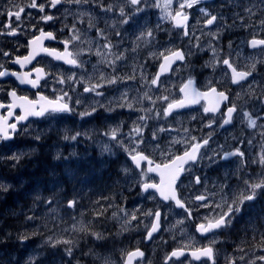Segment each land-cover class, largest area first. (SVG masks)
Masks as SVG:
<instances>
[{"label":"flooded vegetation","instance_id":"1","mask_svg":"<svg viewBox=\"0 0 264 264\" xmlns=\"http://www.w3.org/2000/svg\"><path fill=\"white\" fill-rule=\"evenodd\" d=\"M29 2L30 0H15L16 4L23 6H26ZM38 2L44 3L45 0H38ZM103 2L109 4L113 3L114 0H103ZM250 2H256V0H204L203 4L187 10L190 14V20L188 22L189 29L192 27L196 28L195 37H200V40L203 39V43L199 40L203 50L191 47V44H189L190 37H185L184 41H178V38L172 37L171 33L173 31L168 30L172 27L171 22L167 20L163 21L162 18L156 17L155 13L159 10L157 7L152 6L155 3V0H147V7L142 3L140 7H143L144 10L134 15L132 14L133 8L131 6L126 7V13L131 16L129 23L125 25L117 24V27L120 28L118 30L121 32L122 39L121 37H116L114 35L113 29L105 32V34L109 36L113 44L119 42V47L114 48L113 51L123 52L125 49L129 50L131 60L117 61L116 72H113L112 67L108 66L105 62H102L104 58L101 59L100 63L103 64L102 66L104 69L110 67V75H132L133 68L135 67L136 79L128 80L116 85L105 86L106 90L109 91L110 89V100H102L98 102L93 101L91 104L87 101H81V104L79 105H73L71 103L77 113L82 111L83 106L84 110H90V105L96 106L97 113L91 117L81 118L79 115H69L70 117H68L67 114L64 115L63 118L57 117L54 120L30 117L29 121L26 122L30 126L29 131L32 134H35L38 129H42L45 133L42 136L43 141H36L34 139L30 141V136H26L23 133L15 136L12 140L0 141V154L7 156L13 153H26L27 155L21 160V163H24L25 165H29V160L26 158L35 156L43 157L45 162H48V160L50 162L53 159L56 163V167L54 169V166H51L49 170L52 171L54 169L51 176L43 179L44 186L46 185V187L55 188L50 191V194L56 193V190H58L60 194L63 193V195L66 196V193L72 186L78 185V180L83 172V175H85L90 171L97 169L99 171L107 172L110 175V180L105 183L107 186V194L111 191L110 197L105 198L106 195L98 197L94 194L89 196V200L95 199V201H99L97 204L107 203L110 205L109 210L106 213L99 218H96L97 221L95 224L99 223V219L106 220L108 224L105 225V223H102L103 225L100 228H105V226H107L111 235H106L108 237L106 241L98 242L93 241L90 236H85L84 233L75 231V237L81 236V239L79 240L80 243H77L79 248L83 247L86 241L91 240L94 242V245H86V247L93 248L95 251L109 256L115 261V264H122V252L131 251L138 247L145 253L144 264H164V251H167L168 254H170L173 249L180 248L184 245H191L195 248L204 247L208 244V238L201 236V234L196 231V225L202 222L204 216L212 214L210 213V209L201 208L199 211L194 212L193 219H187V214L182 209L177 208L171 201L164 202L154 190L150 189L148 192L141 191L140 170L135 169V166L132 164L127 154L115 143L116 141H112V144L118 148V151L110 155L104 149L105 147H110V141L107 140L109 137L105 136L103 133L108 131L109 128L116 127L118 124L122 127L118 132L119 140L123 141L125 146L127 144V147L129 148L134 146L132 141L135 134H130L131 129L134 126L133 122H135L134 117H136L137 114L138 118L140 113H144V111H141L140 113L137 111L134 112V108L141 107V109H143L144 107H148L152 109L149 116L153 118L148 120L147 127L143 130V136L148 145L146 154L151 155L157 163L162 159L159 152L161 150H167L170 146L173 154L179 155L182 153L183 146L181 144L172 145L171 142L174 139L184 140L188 138V134L183 131L184 128L189 129L190 134L198 138H205L209 133L212 134L209 148L202 149V152L206 151L208 156L213 155L212 150L221 152L222 154L221 148L219 147L221 145H223V151H231L235 147H240L241 150L245 152V159L248 161V164L240 171H237L238 167H240V158L238 157H232L228 161L221 160L219 157H214V160L216 161L215 163L205 158L193 166L192 172L186 173L181 178L182 183L180 184V195L186 201L190 200L194 195L205 192L206 186L208 193H216L215 196H210L209 202L212 204L219 203L222 194L220 191V185L227 183L229 188H226L224 192L230 195L232 192H236L243 187L242 179H247L249 176L252 179H256L258 174L261 171H264V169H261L257 164L251 163L252 159H258V156L262 151V146H264V137H261L260 135L261 129H250L247 127L246 121L242 122L243 110H248L254 115H264V112L261 111L264 106L255 101L245 104L244 100L248 99L246 95L244 96V100H235L238 92H241L243 95V91L247 88V82H243L244 90L241 89L240 85L231 84L230 72L229 77L224 76L225 66L221 65L217 67L215 71H213L211 67H204L205 63L212 58V53L208 50L209 44L217 45L218 50L222 49L220 55L221 58H225L228 56V44L231 41L233 45L232 58L236 61L237 67L241 69L246 63H248L247 58L258 52L259 49L253 50L248 47L246 43L243 44V41L241 40L243 38L242 35L247 34L248 29L244 28L240 30L242 27L239 26L225 31L219 42L212 40L208 35H202V32L207 33L209 31H215L216 28L215 26L204 28L201 14L198 11V8L201 6L208 7L213 13H220L222 11L225 17L229 18L228 22L231 23V17L234 13L241 12V8L237 5L249 4ZM7 6L8 0H0V12H3ZM65 8L70 9L73 14L77 15L80 11L91 12L95 17L94 23L101 29L110 28L109 25L112 24L113 20L120 19L118 12L102 13L95 4H85L82 6L64 5L58 6L59 10L46 8L47 14H52L59 18L46 24L40 20V16L45 13H39L37 9L25 7V13L22 14V21L15 22L14 18L12 21L13 27H16L17 23L20 24L22 34L17 37L0 36V49L12 53L13 59L16 55L25 56L29 52L27 41L30 40L33 35H39L38 30L42 28L45 31L53 32L57 37L56 40H45L44 46L47 48H55L58 51L63 52L64 46L60 41L68 39L70 35L69 29L64 26L67 24L71 27L73 23L76 24L77 28L83 29L80 30V43L84 40L88 42L102 40L97 36L95 27L89 30V18L87 16L83 17L84 23H80L79 19H74L73 15H68L65 19ZM29 13L31 14L30 16L28 15ZM197 20H201V23L197 24ZM8 22L6 16L0 15V29L7 31L3 26ZM158 24L160 25L159 29H157ZM33 25H35V27H32ZM61 29H63V31H61ZM149 29L153 30L154 39L148 38L150 40L148 43H145L144 41H136V37L141 32H147ZM252 32L253 30L247 36L246 41L252 38ZM86 33H88V35ZM260 38H264V33L260 34ZM164 39L176 40L177 43L172 45V48L174 49L181 48L187 52L191 47L193 55L189 57L185 63L179 61L174 63L172 65V71L161 75L159 86H153L149 82L156 73L159 72V65L162 62V58H150V53L162 52ZM191 40L193 44L196 43L194 37H191ZM103 41L104 40L100 42ZM137 43L139 44V47L133 52L132 49ZM70 50L75 52V46H70ZM237 51L240 53L239 57L235 55ZM78 59L82 61L80 56ZM110 59H112L111 55ZM90 60L98 61V57L95 55L94 57H91ZM0 63H5V66L10 71L15 72H27L34 68H43L45 73H52L51 70L57 68L58 74L68 76L72 73H80L82 70V68H74L64 62H56L44 55L38 56L34 62L28 64L24 68L9 62V58L3 57L2 55H0ZM142 75L147 77V82L141 78ZM190 75L195 78V87L198 90L206 91L208 87L215 86L218 91H227L230 100H235L239 111L234 114V120L231 124L225 125L224 127L219 126V123L222 121V114L226 112V105L228 102L221 105L220 112L215 115L217 123L213 124L211 128L205 127L209 120L212 119V114L206 115L203 112V105L206 104V101L204 100H201L199 104L178 109L167 118L162 116L163 109L167 107L168 102L183 98V94L179 89L182 84L187 81ZM54 77L55 76L52 73V75L47 76L46 79H42L40 81V86L36 88L31 87V85L20 84L13 76L0 78V87L5 89V91L0 92V101L9 103L11 98L8 97L6 93L12 89L16 90L18 96H27L31 100H37L40 95L47 96L49 99H55L57 95L52 93L50 87V82ZM33 78H35V73H33ZM254 78L257 83L264 81V65H257V72L254 73ZM252 80L253 77H249V81ZM210 81L211 85L209 84ZM76 86L77 89H82L81 84ZM125 91H127L128 101L133 103L132 110L127 108H117L114 112H107L105 111V108L100 107L102 103L103 105L108 106L109 101H113L114 103L112 104V107H115V102L121 96V93ZM259 91L260 89H257V92ZM145 92L156 101L155 105L147 99H142ZM162 96H168L169 101L157 99V97ZM157 111L161 112L160 117L155 116ZM0 114H6V110L0 109ZM19 114L20 110L16 109V115ZM75 116L77 117L74 118ZM193 116L196 117L195 120L192 119ZM137 123L141 124L138 120ZM259 123H264V121H258V124ZM161 127L168 129V131L158 132L157 140L153 141L151 139L152 133ZM75 132L87 133V135H81L76 141H66L63 139L65 133L71 135ZM57 138L61 139L60 143L53 144V141ZM248 140H251L252 143L248 144ZM240 141H244V143L241 144ZM156 143H159V149L153 147ZM42 146H46V148L50 147L51 150L58 148V150L51 152L50 156L46 157L47 155L41 152ZM58 154L60 159H56ZM10 165V162L7 164L0 163V178L1 175L3 177L5 173H8L6 170L14 169V167L11 168ZM125 167L131 169L127 174L122 171ZM142 167L146 168L147 165L145 164ZM193 175H198L202 178L201 185L194 184ZM144 179H146L147 182L159 183L160 178L156 173H147ZM5 180L10 184L14 181L13 178H8L7 175L5 176ZM95 182H97V179L91 181V187ZM91 191L92 190L89 189L88 192L91 193ZM68 196H71L70 192L68 193ZM85 198L87 197H84L83 195V199ZM100 198L102 199L100 200ZM53 199L59 204L57 213L59 215L64 214L65 202L58 200L55 197H53ZM28 200L30 205L27 207L25 206V216L31 214V208L35 201L31 196ZM75 200L78 202L77 205L81 204L80 198L75 196ZM253 203L255 204V209L251 213L246 210L244 213L237 216L233 226L230 229L224 230L223 233L217 237L220 241V243L215 245L217 251V264H219L220 259L225 260L226 256L241 255V253L236 250L237 245H243L246 251L250 252L252 246L257 243L258 237L257 241H254L252 238L250 239V234L256 229L261 230L264 228V195L259 196ZM157 208L161 211L160 230L154 234L152 240H146L145 236L148 229L145 225L150 226L153 218L145 217L143 213L149 209L155 211ZM121 209H124L128 213H132L136 209H139V211L136 212L138 219L133 223V231L127 230L123 233L120 232L119 222L116 220V217L122 212L120 211ZM216 211H219V209ZM95 213L92 215L94 216ZM113 213H116L117 215L113 217ZM92 218L91 215L81 218L82 226L91 231L101 232L100 228L92 230V227H90ZM179 218L183 219V226L187 227L190 231L191 235H189V242L177 243L176 241H166L164 239V233L167 224L171 228L179 229V225L176 224V220ZM27 223H29V221ZM30 226L31 224L29 223L28 229ZM244 234L247 235L243 236ZM168 237L170 240H173L170 235H168ZM36 242L37 241L31 237L25 243H27V247H33ZM99 244H103V247H98L97 245ZM57 246L61 248L66 247L63 244ZM190 250L191 248L186 251ZM78 251H80V249ZM88 251L89 248L86 249L85 253ZM33 252L34 251L32 250V253ZM75 260H78L80 264H93L92 257L85 254L77 256ZM74 261L73 264H77V261ZM181 261H183V264H201V261L194 260L189 253L180 257V260L173 259V261H169V264H180ZM70 264H72L71 261Z\"/></svg>","mask_w":264,"mask_h":264},{"label":"snow or ice","instance_id":"2","mask_svg":"<svg viewBox=\"0 0 264 264\" xmlns=\"http://www.w3.org/2000/svg\"><path fill=\"white\" fill-rule=\"evenodd\" d=\"M144 4L147 7V0H114L113 3L105 4L103 0H45L44 3H39L38 0H30L26 5H19L15 3V0H8V6L5 7L3 12H0V15H4L8 19V23L4 24V28L7 31L0 29V36H10L17 37L22 34L21 26L17 23L16 27H13V18L15 22L22 21V14L25 13V7L31 9H37L39 13H45L40 16V20L44 23H49L59 19L55 15L47 14L46 8L58 9V6L64 5H77L82 6L85 4H95L102 13H113L118 12V20H113L112 24L109 25L111 29L114 30V35L116 37H121V32L117 29V24L125 25L129 23L131 16L126 13L125 8L131 6L133 8V15L144 10L143 7H140L141 4ZM173 0H164L162 11L164 13L163 19L170 21L174 29H181L180 35L183 37H190L189 44L191 47H194L198 50H203L201 44L199 43L200 37H195V33L189 32V20L190 14L187 10L193 9L204 3V0H179L178 8L172 9L171 5ZM157 8H161L159 0H155V3L152 5ZM241 8V12H236L231 17L232 22L229 23L224 13H213L206 6H201L198 8L199 13L202 17L203 27L209 28L210 26H215V31H209L203 33L202 35H208L212 40L219 42L221 36L225 31H228L234 27H242L246 29H252V38L246 41L248 47L253 50L259 49L258 52L249 56L247 58L248 63L244 67L238 68L236 61L232 58L233 56V45L231 41L228 44L229 53L225 58H221L220 53L222 49L218 50L217 45L209 44L208 50L212 53V58L210 61L206 62L204 67H211L213 71L217 67L223 65L225 66L224 76L229 77L230 72V82L234 85H240L241 89L244 90V83L247 82V88L243 91L236 94L235 100H244V96L248 97L247 100H244L245 104L255 101L260 105L264 106V81L257 83L254 78V73L257 72V65H264V38H260V34L264 33V0H256V2H250L249 4L237 5ZM223 7V6H221ZM65 19L68 15H73L74 19H79L80 23H84L83 17L87 16L89 18L88 28H96L97 36L100 37L105 43L102 45V48L106 52L101 51V46H97L95 55L104 57L102 62H105L108 66L112 67L113 72H116L117 61H122L126 57L124 52H115L114 48L119 47V42L113 44L112 40L108 35L105 34V30L96 26L94 23L95 17L91 12L80 11L77 14H73L70 9L65 8ZM31 15L30 13L28 14ZM201 20H197V24H200ZM32 27H35L33 25ZM69 29L68 39L60 41L63 44V52L58 51L55 48H47L44 46L45 40H56V35L51 31H45L44 29H39V35H33V37L27 41V47L29 52L25 56L16 55L14 59L12 58V53L9 51H4L0 49V55L3 57H8L9 62L19 65L21 68L26 67L30 64L40 52L47 53L56 60L63 61L65 64H68L74 68H82L83 62L78 59L84 49H79L78 51H71L70 46L74 45L76 42L81 41V31L76 27V24L73 23L71 27L67 24L64 26ZM160 28V25H157V29ZM63 31V29H61ZM191 37H194L196 43H192ZM148 38L154 39L153 30L149 29L147 32H141L137 37L136 41H144L145 43L150 42ZM122 39V37H121ZM139 47L137 43L133 47L132 51L135 52L136 48ZM191 47L185 52L181 48H165L164 51L159 53H150V58L161 59L162 62L159 65V72L150 80V84L153 86H159L161 75L172 71V65L177 61L185 63L193 55ZM91 46L88 48V52H91ZM124 51H127L126 49ZM111 55L112 59H107ZM239 57L240 53L237 51L235 53ZM259 57V58H258ZM143 67V66H141ZM135 71L136 68H133L132 75H110L105 76L101 73L99 80L96 83H85L83 76L78 77L76 73L71 75L64 76L63 74H58L54 77L55 83L59 85H66L69 89L75 90V86L78 84L84 85V93H94L95 96H103L104 93L99 91V89L104 88L105 85H116L118 83H123L128 80H135ZM33 73H35V78H33ZM52 75V73H45L43 68H34L31 71L27 72H15L10 71L5 63H0V78L7 76L15 77L20 84L31 85V87L36 88L40 86V81L46 79L47 76ZM249 77H253L252 81H249ZM143 80L147 82V77L141 76ZM90 79V78H89ZM211 85V81L209 82ZM257 89H260L257 92ZM5 91L3 87H0V92ZM53 91H56L54 88ZM179 91L183 94V98L179 100H172L167 103V107L163 109L162 116L167 118L173 114L174 111L178 109H183L190 105L199 104L201 100L206 101V104L203 105V112L207 114H212V119L205 125V127L211 128L213 124L217 123L215 115L220 112L221 105L225 102H228L226 105V112L222 114V121L219 123L220 127L229 125L234 120V114L239 111L238 106L235 100H230L227 91H218L217 87L210 86L206 91H200L195 87V78L189 76L187 81L182 84ZM6 95L10 97L9 103H4L0 101V109L6 110V114H0V141H9L14 139L15 136L23 133L26 136H32L36 141L41 140L44 132L37 131L35 135L29 131V124L26 123L29 121L30 117H39L46 119H56L57 117L63 118L64 115H79L81 118L91 117L97 113V107L90 105L89 109L84 111L76 112L73 105L70 103L71 97L69 92L65 91L63 88L60 89V94L55 97V99H49L47 96L40 95L37 100H31L27 96H18L15 89L7 91ZM142 99H147L155 105L156 101L148 95L147 92L144 93ZM159 100L169 101L168 96L157 97ZM113 101H109L108 106L103 104L100 107L105 108L107 112H114L117 108H127L132 110L133 103L128 101L127 91L121 93V96L115 102V107H112ZM76 105L81 104V100L77 99L75 101ZM16 109L20 110V114L16 115ZM146 113H151L152 109H140ZM262 112H264V107H262ZM156 117L161 116V112L157 111L155 113ZM153 117L149 115H141L137 118L138 121L146 122L148 119ZM193 120L196 119L195 116L192 117ZM247 122V127L250 129L260 128V135L264 137V123H259L258 121H264V115L262 114H253L248 110L242 111V122ZM134 126L131 129V133L135 134L133 137V147L129 148L124 145L123 141L119 140L118 132L120 131L121 125L116 127L109 128L108 131L104 132L105 136H108L112 141H116V144L123 149L127 154L128 158L131 160L132 164L135 166V169L140 170L141 182L140 189L142 192H148L150 189L154 190L155 193H158L160 198L164 202H173L177 208L182 209L187 214V219H193L194 212L199 211L201 208L210 209L209 215L203 217L202 222L196 225V231L208 238V244L204 247H195L191 245H184L180 248L173 249L170 254H167L164 260V264H169V261L180 260V257L185 256L186 250L191 248L190 255L196 261H201V264H217V251L215 245L220 243L218 236L223 233L224 230L230 229L233 226L234 221L237 216L244 213L246 210L251 213L255 209V202L257 198L261 195H264V171H261L256 179H252L250 176L247 179H242L243 187L236 192H232L230 195L225 193L224 190L229 188L227 183L220 185L221 198L219 203L212 204L209 202L210 196H215L216 193H208L205 186V192L194 195L190 200L186 201L180 195V184L182 183V176L186 173H191L193 166H195L201 160L207 158L209 161L215 163L214 157H219L221 160L228 161L232 157L240 158L237 171H240L243 167H246L248 161L245 159V152L241 150L240 147H235L231 151H223V145L219 146L221 152L213 151L212 156H208L207 152H202V149H208L209 143L212 138V134L209 133L205 138H198L190 134L189 129L184 128L183 131L188 134V138L184 140L174 139L171 143L172 145L181 144L183 146V151L181 154L176 155L171 151V146L167 150H161L159 152L162 157L161 161L157 163L151 155L146 154L147 152V142L143 136V130L147 127V124L143 125L133 122ZM168 129L163 127L159 128L157 131L152 133L151 139L153 141L157 140L158 132H165ZM81 135H87V133L75 132L74 134L63 135L64 140L76 141ZM244 143V141H240ZM248 144H251L252 141L248 140ZM143 146V147H142ZM155 149H159V143L153 145ZM27 155L26 153H13L11 155L0 154V163L7 164L10 162L11 167H18L21 163V160ZM56 159H60L59 154L56 156ZM252 164H257L261 169H264V146H262V151L258 156V159H252ZM147 165L146 168L142 167ZM124 173H129L131 169L125 167L122 169ZM147 173H156L159 176V183L147 182L144 179ZM194 184L201 185L202 178L198 175H193ZM215 187V185H214ZM10 188V185L0 182V192H7ZM45 203L51 204L52 200H46ZM77 201L75 199L69 200L67 202V207L69 209H75L77 207ZM99 203V201H97ZM247 206V208H246ZM219 209V211H216ZM106 209H101L96 211L95 216L99 218L104 214ZM124 212L125 217L130 215V219L125 220V224H130L131 221L137 220L138 217L136 212L139 209H136L131 214H129L124 209H121ZM15 215V213H13ZM117 214L113 213V217ZM145 217H152V221L149 225H145L148 229L145 239L152 240L155 233L160 230V221H161V211L157 208L155 211L149 209L144 212ZM25 219L27 221H34L36 219L35 215H26ZM178 224H183V220L177 221ZM74 230L84 233L85 236L92 237L93 241L103 242L108 239V237L103 232L91 231L86 227H80L79 229ZM126 230V229H125ZM36 233H32L35 235ZM257 237H259L257 241ZM11 238V233H5L4 239H0V244H4L7 239ZM21 243L27 241L31 238L29 234H20L17 237ZM252 239L257 241L251 251H246L243 245H237L236 250L241 253L239 256H226V264H264V231L256 229L253 231ZM45 243L56 247L57 245L63 244L66 247L64 248L65 254L68 257H73L74 249L78 247V244L73 239H53L49 236ZM98 247H103V244L97 245ZM259 253V254H258ZM85 255H89L93 259V264H115L109 256L102 254L101 252L95 251L93 248H89ZM145 253L140 250V248H135L131 251L122 252L121 261L122 264H144ZM5 264H10L9 261H6ZM26 264H37L36 257H29ZM77 264H80L77 261ZM183 264V261L180 262Z\"/></svg>","mask_w":264,"mask_h":264},{"label":"rangeland","instance_id":"3","mask_svg":"<svg viewBox=\"0 0 264 264\" xmlns=\"http://www.w3.org/2000/svg\"><path fill=\"white\" fill-rule=\"evenodd\" d=\"M159 2L161 4V8H158L159 11L156 12L155 14H156L157 18L158 17L162 18L164 15V13L162 11V6L164 3V0H159ZM178 4H179V0H173L171 8L172 9L177 8ZM162 20L164 21L163 18H162ZM78 29H80V28H78ZM103 29L105 30V32L112 30L111 28H103ZM117 29H120V28L117 27ZM242 29H244V28H241L240 30H242ZM80 30H83V29H80ZM168 30L173 31L171 33L172 37L178 38V41H184L185 40V37L180 35L181 29H174L173 27H170ZM195 30H196V28H194V27L189 29L190 33H193V32L195 33ZM251 31H252L251 29H248V33L242 35L243 38L241 40L243 41V44L246 43V38L250 34ZM86 34L88 35V33H86ZM100 41H102V40H100ZM100 41L88 42V41L84 40L81 43H80V41H78L74 44L76 51H78L79 49H84L83 53L80 54V57L82 58V62H83V67H82L81 72L76 73V74L78 77L83 76L85 79V83H96L99 80L101 73H103L106 77L110 76V67L104 69L102 66L103 64L100 63L101 59L104 57L96 55L98 57V61L90 60L91 57L95 56L94 53L97 49V46H101V51L106 52L105 49L102 48V45L105 43V41H103V42H100ZM200 41H202L201 43H203V39ZM200 41H199V43H200ZM165 42H167V43L164 44ZM164 43H163V50L162 51H164L165 48H172L173 47L172 45L176 44L177 42H176V40L164 39ZM90 46H91L92 51L88 52V48ZM123 52H124V55L126 57L124 60H126V61L131 60V55L129 54V50L123 51ZM107 59L110 60V55L107 57ZM51 72L53 73L54 76H56L58 74V69L57 68L52 69ZM50 83H51V85H50L51 91L55 95L60 94L61 88H63L65 91H68L69 96L71 97L70 103H72L73 105H76L75 101L77 99H80L81 101H84V102L87 101L89 104H91L93 101L98 102V101H102V100H110V98H111L110 97V89L108 91V90H106V87L99 89V91L103 92L104 95L98 97V96H95L94 93H84L83 92L84 85H82V89H77V86H75V90H71L66 85L62 86V85L56 84L54 78L51 80ZM105 86H107V85H105ZM54 88L56 89V91H53ZM140 109H141V107L134 108V112L137 111L140 113L141 112ZM143 109H149V108L144 107ZM82 111H84V106L82 107ZM141 115H149V113H146V112L140 113L139 116H141ZM68 117H70V116L68 115ZM76 117L77 116H75L74 118H76ZM134 119H135V122L137 123V114H136V117H134ZM148 120L144 123L147 124ZM140 122L142 125L144 124L142 121H140ZM37 131L43 132L42 129H38ZM32 135H35V134L33 133ZM31 140H33L32 136H30V141ZM107 140L110 141V147H105L104 149L110 155L112 153L118 151V148H116V146H114L112 144L113 143L112 140H110V138ZM41 141H43V138H41ZM60 141H61V139L57 138L53 141V144L60 143ZM47 143H48V141H47ZM111 145H113V146H111ZM126 146H127V144H126ZM41 149H42L41 152L45 153L47 155L46 157L50 156L51 152L58 150V148L51 150L50 147L46 148V146H42ZM39 152H40V150H39ZM45 154H44V156H45ZM10 167H11V165H10ZM11 168H13V167H11ZM10 170L11 169L6 170V172H9ZM104 173L105 172H103V171H99L97 169H94V170L90 171L88 174H85V175L82 174V176L78 180V185L72 186L69 189V191L66 193V196H64L63 193L60 194L58 190H56V193L50 194V191L54 190L55 188L46 187V185L44 186L43 179H36V185H38V189L35 193H33L31 195V197L34 198L36 196V194H38V195L36 197V201L32 205L31 214H30V215H35L36 219L34 221H29V223L31 224L30 228H34V231L38 232L39 234L42 233V236L40 239H38L36 244L33 247H31L34 252L31 253L29 255V257L35 256L37 264H41V263L45 264V261L42 262V257H43V253H44L45 248H48V247H50L51 249L53 248L63 256L64 260L60 259V260H62V261H60L59 259H55L54 264H63V263L64 264H70V261L73 264V261L75 260V258L77 256L84 254L86 252V249L90 248V247H86V245H94L93 241H91V240L86 241L84 243L83 247H80V248L77 247L74 249L73 257L70 258L65 254V251H64L65 247H62V248L59 246L52 247L51 245L45 243V241L47 240V238L49 236H51V237H53L54 240L55 239H73L77 243H80L79 240L81 239V236L75 237V231L76 230H74V226H75V229H79L80 227H82L81 218H85L89 215H91L93 217L91 219V222H90L91 223L90 227H92V230L99 229L103 225L102 223L106 222V220H104V219H99L98 220L99 223L95 224L97 221V219H96L97 217L95 215L93 216L92 214H94L96 211L101 210V209H106V211L104 212V213H106L109 210L110 205H108L107 203L97 204V201H95V199L89 200V196L94 192L93 188L91 187V181L94 180L95 178L101 177L102 175H104ZM5 176H6L5 174L3 177L1 175L0 182H4V183L10 185V187H11V184L5 180ZM30 183L31 182L29 180L24 179L23 184L21 186L18 185L17 187L19 189L25 188ZM89 189L92 190L91 193L88 192ZM69 192L71 193V196H68ZM110 192L111 191H109V193L106 195L105 198L110 197ZM82 194L84 195V197H87V198L83 199ZM75 196L81 199V204L77 205V207L75 209H69L67 207V202L69 200L75 199ZM53 197H55L58 200H62L65 202V204H64L65 213L64 214L59 215L57 213L59 204H58V202H56L53 199ZM49 199L52 200V203L51 204L45 203V201L49 200ZM101 199L102 198H100V200ZM115 207H117V206H115ZM10 211H12V210L9 209V207L1 210V212L4 213V216H6V214L10 215L9 214ZM129 214H131V213H129ZM76 219H80V220H76ZM126 219H130V215L128 217H125L123 211L120 212L116 217V220L119 222L121 233H123L127 230H129V231L134 230L133 229V223L135 220L131 221L130 224H125ZM181 220H183V219L182 218L177 219L176 224H178L177 221H181ZM3 222H5L4 218H0V223H3ZM178 225H179V229H176V228L169 227V225L167 224L166 231L164 233V239L168 242L169 241H176L177 243L189 242V235H191L189 229L187 227H184L183 224H178ZM21 230L22 229H20L17 232V237H18V235L22 234ZM100 230L105 235H107V234H108V236L111 235L110 231H108L107 226H106V228H100ZM177 230H178V234H177ZM261 230L264 231V228H262ZM252 234H253V232H252ZM252 234H250V239L252 238ZM168 235H170L173 240H170ZM246 235L247 234H244L243 236H246ZM258 239H259V237H258ZM16 240H18V238H16ZM25 242H27V241H25ZM25 242L22 243L23 247H27V243H25ZM79 249H80V251H78ZM29 252H31V250ZM167 254H168V252L164 251L163 257L165 258ZM223 257H224V255H223ZM26 260L28 261L27 257H26ZM75 261H78V260H75ZM219 264H226V260L220 259ZM238 264H239V262H238Z\"/></svg>","mask_w":264,"mask_h":264},{"label":"trees","instance_id":"4","mask_svg":"<svg viewBox=\"0 0 264 264\" xmlns=\"http://www.w3.org/2000/svg\"><path fill=\"white\" fill-rule=\"evenodd\" d=\"M27 159L29 160V165L21 163L18 167L11 169L7 174L5 173L8 178H13L14 181H12L13 183L7 192H0V218H4L5 220V222L0 223V239H4L5 233H11V238L7 239L4 244H0V264H5L6 261H9L10 264H26V257L29 259V255L32 253L33 249L31 247H23L20 240H16L17 232L20 229H22V234H29L36 241L42 236V233L39 234L35 232L34 228L28 229L29 223H27L28 221L25 219V206L27 207L30 205L28 199L38 189L36 179L50 177L56 167V163L53 159L50 162L49 160L45 162L43 157L38 156ZM51 165L54 166L52 171L49 170ZM24 179L29 180L31 183L27 187L19 189L17 186H21ZM96 179L97 182L92 185L94 192L91 195L95 194L98 197L107 195V186L105 183L110 180V175L105 172L104 175L95 178V180ZM37 195L38 194L32 199L36 201ZM8 207L12 211H10V215L6 214V216H4L1 210ZM13 213H15V215H13ZM106 224L108 223L105 222V225ZM32 233L36 234L32 235ZM30 250L31 252H29ZM55 259L64 260L62 255L55 249H51L50 247L45 248L42 262L45 261V264H54Z\"/></svg>","mask_w":264,"mask_h":264},{"label":"water","instance_id":"5","mask_svg":"<svg viewBox=\"0 0 264 264\" xmlns=\"http://www.w3.org/2000/svg\"><path fill=\"white\" fill-rule=\"evenodd\" d=\"M44 43H45V41H44ZM40 55H45V56H49V57H51L52 59H54L52 56H50V55H48L47 53H44V52H40L37 56H36V58L38 57V56H40ZM36 58L32 61V62H34L35 60H36ZM55 61H57V62H63V61H60V60H56V59H54ZM31 62V63H32ZM191 251V250H190ZM190 251H186L185 252V255L186 254H190Z\"/></svg>","mask_w":264,"mask_h":264},{"label":"bare ground","instance_id":"6","mask_svg":"<svg viewBox=\"0 0 264 264\" xmlns=\"http://www.w3.org/2000/svg\"><path fill=\"white\" fill-rule=\"evenodd\" d=\"M27 159V158H26ZM30 164V163H29ZM27 165V164H26ZM52 166V165H51ZM34 167V166H33ZM16 168V167H15ZM37 169V168H36ZM21 172V171H20ZM42 174V173H41ZM40 175V174H39ZM26 177V176H25ZM37 178V177H36ZM8 182V181H7ZM26 228V227H25ZM15 240V239H14Z\"/></svg>","mask_w":264,"mask_h":264}]
</instances>
